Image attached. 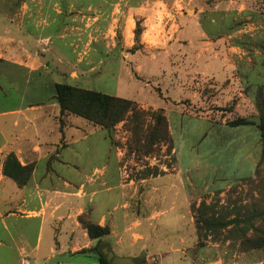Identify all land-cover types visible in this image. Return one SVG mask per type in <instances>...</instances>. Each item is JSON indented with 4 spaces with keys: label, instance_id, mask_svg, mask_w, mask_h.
Masks as SVG:
<instances>
[{
    "label": "rangeland",
    "instance_id": "rangeland-1",
    "mask_svg": "<svg viewBox=\"0 0 264 264\" xmlns=\"http://www.w3.org/2000/svg\"><path fill=\"white\" fill-rule=\"evenodd\" d=\"M41 6L37 28L25 18ZM75 18L87 31L86 43L90 35L101 41L79 53L85 65L92 62L93 70L84 71L94 73L83 82L61 83L134 102L136 112L109 130L60 115V145L67 147L63 157L78 154L87 168L102 167L99 155L111 153L128 215L157 226L156 251L162 254L147 253L136 264H160L170 255H179L180 264H264V159L257 127V105L264 101V0H0V40L45 50L44 43L35 46L45 37L41 27L55 20V27L70 28ZM3 71L17 72L0 61ZM0 82L8 94L0 109L32 101L31 86ZM41 89L38 99L50 101L54 87ZM239 121L252 126L231 128ZM15 161L14 155L5 161L11 174ZM180 181L190 185L169 188ZM79 221L83 229L91 223L88 214ZM96 241L90 252L98 258L104 246ZM2 259L8 261L0 248Z\"/></svg>",
    "mask_w": 264,
    "mask_h": 264
},
{
    "label": "crops",
    "instance_id": "crops-1",
    "mask_svg": "<svg viewBox=\"0 0 264 264\" xmlns=\"http://www.w3.org/2000/svg\"><path fill=\"white\" fill-rule=\"evenodd\" d=\"M43 7L30 11L25 18L28 24L39 28L36 19ZM54 9L60 17L59 6L55 5ZM76 19L70 28L64 23L55 27V20L42 26L45 37L37 39L35 46L37 49L44 43L45 50L27 51L22 47L26 44L24 41L19 44L14 40H0V61L17 71L0 72V79L10 83L12 88L22 82L24 86H31L33 92V99L27 105L18 101L0 109V233L5 238L0 239V248L8 257V261L0 260V264H98L97 256L90 252L98 241L88 238L79 221L84 214H88L92 224L110 230L99 244L104 246L101 253L106 249L116 257L133 260L147 257V253L150 256L162 254L156 251L159 235L151 219H133L128 215L117 169L110 166L111 153L99 155V160L102 158L105 163L102 167L87 168L84 161L77 158L78 154L72 159L63 157L67 147L60 145L62 134L56 123L60 110L54 96L50 101L38 99L43 85L53 88L64 84L60 80L66 78L79 83L94 73L84 71L93 70L92 62L85 65L79 53L85 46L100 43V36L90 35L86 43L87 31L78 27ZM68 51L71 55H67ZM205 75L214 78L212 73ZM7 97L5 86L0 82V102H6ZM169 132L171 135L170 125ZM175 153L177 156L176 148ZM83 154L92 158L89 148H85ZM8 155H14L22 167L33 166L23 187L4 175ZM179 172L183 173L181 169ZM177 184L169 188L186 189L190 185L181 181ZM163 200L158 198V201ZM117 208L121 210L119 215ZM172 252L175 251L172 249ZM174 256L164 257L160 264H165L170 257L167 264H180L179 255L175 256L177 262H173Z\"/></svg>",
    "mask_w": 264,
    "mask_h": 264
},
{
    "label": "trees",
    "instance_id": "trees-1",
    "mask_svg": "<svg viewBox=\"0 0 264 264\" xmlns=\"http://www.w3.org/2000/svg\"><path fill=\"white\" fill-rule=\"evenodd\" d=\"M54 99L60 109L61 117L63 115H72L105 130H109L117 123L123 121L129 113L134 115L136 112L134 102L64 84H56L54 86ZM258 105L257 109L261 111V115L260 124L257 127L260 133L259 138L262 142V157L264 159V101L258 103ZM59 123L62 125V119L59 120ZM239 126H252V124L239 121L231 128ZM15 164L17 172L11 174L7 168H4V175L12 179L18 187H23L30 178L33 168L32 166L21 167L16 161ZM18 173L19 175L25 174L24 178H20L21 176ZM83 225L88 237L92 240H100L110 233L108 227H100L92 223ZM98 264H108L101 253L98 254Z\"/></svg>",
    "mask_w": 264,
    "mask_h": 264
},
{
    "label": "water",
    "instance_id": "water-1",
    "mask_svg": "<svg viewBox=\"0 0 264 264\" xmlns=\"http://www.w3.org/2000/svg\"><path fill=\"white\" fill-rule=\"evenodd\" d=\"M102 254L105 257L108 264H136V262L133 259L116 257L106 249L102 251Z\"/></svg>",
    "mask_w": 264,
    "mask_h": 264
}]
</instances>
